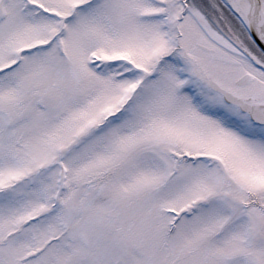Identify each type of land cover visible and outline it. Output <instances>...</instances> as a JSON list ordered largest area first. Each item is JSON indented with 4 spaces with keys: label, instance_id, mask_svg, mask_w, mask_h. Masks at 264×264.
I'll return each instance as SVG.
<instances>
[{
    "label": "snow or ice",
    "instance_id": "1",
    "mask_svg": "<svg viewBox=\"0 0 264 264\" xmlns=\"http://www.w3.org/2000/svg\"><path fill=\"white\" fill-rule=\"evenodd\" d=\"M0 264H264V0H0Z\"/></svg>",
    "mask_w": 264,
    "mask_h": 264
}]
</instances>
